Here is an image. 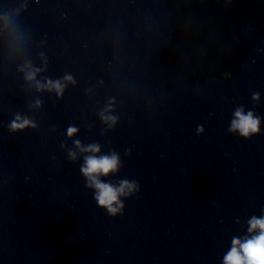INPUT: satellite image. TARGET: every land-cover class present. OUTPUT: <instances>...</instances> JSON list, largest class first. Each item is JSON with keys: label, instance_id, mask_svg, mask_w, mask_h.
<instances>
[{"label": "clouds", "instance_id": "obj_1", "mask_svg": "<svg viewBox=\"0 0 264 264\" xmlns=\"http://www.w3.org/2000/svg\"><path fill=\"white\" fill-rule=\"evenodd\" d=\"M41 69H33L29 66L27 72V79L34 80L36 74ZM65 80L74 83L71 76H65ZM65 85L60 81H47L46 84H40L37 82V88H46L49 91L55 90L57 95H62ZM258 98V97H254ZM235 117L231 122L229 131L239 132L244 138H250L253 134L260 132V120L254 117L252 112H248L247 115L243 113L242 109H238L235 112ZM102 118L115 122L114 117L103 116ZM30 124L27 119H22L17 116L16 121L11 125L12 130H22ZM77 129L70 127L68 129V135L72 136ZM198 132H202L203 128L198 127ZM77 148H80L82 152L97 153L99 152L98 145H89L84 148L80 145L79 141L76 142ZM74 157V153L71 154ZM119 163V158L116 154L111 156H103L97 158L95 155H89L85 157V166L81 169L84 175L91 182L90 186L97 190L96 200L99 206L107 209L109 215L115 216L117 213L122 214L124 205L119 204L118 207H114V204L118 203V197L125 194V189L129 190V193L136 188L135 183H129L128 181H122L119 188H115L110 184L102 183L98 177L100 175L107 176L109 173L116 171ZM249 232H254L259 229V234L253 236L251 239H246L243 243L239 239H233L231 251L225 257V264H264V218L253 217L250 220Z\"/></svg>", "mask_w": 264, "mask_h": 264}, {"label": "water", "instance_id": "obj_2", "mask_svg": "<svg viewBox=\"0 0 264 264\" xmlns=\"http://www.w3.org/2000/svg\"><path fill=\"white\" fill-rule=\"evenodd\" d=\"M253 217L264 218V184L211 237L189 264H225L233 239L243 243L259 234V229L249 232V222Z\"/></svg>", "mask_w": 264, "mask_h": 264}]
</instances>
